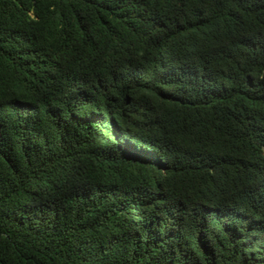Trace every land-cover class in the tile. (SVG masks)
Wrapping results in <instances>:
<instances>
[{"label": "trees", "instance_id": "obj_1", "mask_svg": "<svg viewBox=\"0 0 264 264\" xmlns=\"http://www.w3.org/2000/svg\"><path fill=\"white\" fill-rule=\"evenodd\" d=\"M0 264H264V0H0Z\"/></svg>", "mask_w": 264, "mask_h": 264}]
</instances>
